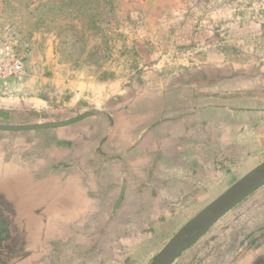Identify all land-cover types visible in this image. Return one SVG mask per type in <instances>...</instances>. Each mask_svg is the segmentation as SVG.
<instances>
[{
  "label": "rangeland",
  "instance_id": "1",
  "mask_svg": "<svg viewBox=\"0 0 264 264\" xmlns=\"http://www.w3.org/2000/svg\"><path fill=\"white\" fill-rule=\"evenodd\" d=\"M11 54L22 57L25 72L0 79V124L88 112L92 120L129 116V133L152 131L184 113L201 84L218 83L229 96L243 94L248 80L264 87V0H0V56ZM257 94L264 95V88ZM102 119L78 125L95 129V122L104 129L108 121ZM263 135L256 131L258 145L251 151L244 137H235L234 152L216 156L221 158L211 165L202 196L178 209L167 204L153 214L137 213L130 202L133 211L122 218V230L111 212L115 201L104 203L109 217L98 216V208L96 216L79 218L77 249L65 234L64 260L74 253L82 255L81 264H148L198 211L264 161ZM0 202L8 213L2 196ZM10 225L0 220V232ZM17 225L10 256L21 254L24 243L23 223ZM120 239L127 242L121 246ZM172 264H264V184Z\"/></svg>",
  "mask_w": 264,
  "mask_h": 264
},
{
  "label": "crops",
  "instance_id": "2",
  "mask_svg": "<svg viewBox=\"0 0 264 264\" xmlns=\"http://www.w3.org/2000/svg\"><path fill=\"white\" fill-rule=\"evenodd\" d=\"M242 88L243 94L229 96L218 83L201 84L184 113L152 131L129 133L124 124L129 116L120 114L94 117L96 123L108 121L104 129L95 122V129L82 128L79 122L94 120L89 113L54 128L0 130V196L10 208L1 214L14 232L21 221L24 232L21 256L0 264H81L82 255L74 253L66 262L60 246L65 234H71L75 251L78 219L96 216L98 208V216L109 217L104 203L116 202L111 212L122 230L127 225L122 218L133 211L130 202L137 213L153 214L167 204L178 209L202 196L211 165L221 158L216 156L231 155L235 137H244L248 151L256 149V131L264 130V95L257 94L264 87L248 80ZM259 138L264 141V135ZM122 240L121 246L127 242Z\"/></svg>",
  "mask_w": 264,
  "mask_h": 264
},
{
  "label": "water",
  "instance_id": "3",
  "mask_svg": "<svg viewBox=\"0 0 264 264\" xmlns=\"http://www.w3.org/2000/svg\"><path fill=\"white\" fill-rule=\"evenodd\" d=\"M87 115L88 112H79L73 117L60 121L24 125L0 124V129L31 130L54 128L68 125ZM262 184H264V161L244 174L198 211L171 236L148 264H172L184 250L202 236L216 221Z\"/></svg>",
  "mask_w": 264,
  "mask_h": 264
},
{
  "label": "trees",
  "instance_id": "4",
  "mask_svg": "<svg viewBox=\"0 0 264 264\" xmlns=\"http://www.w3.org/2000/svg\"><path fill=\"white\" fill-rule=\"evenodd\" d=\"M2 202H0V209L5 212V205L3 206V204H1ZM4 203V202H3ZM0 210V220H4L5 219V216H3L1 214V211ZM14 228H12V226L10 225L8 227V229L4 230L3 232H0V236H2L0 238V251H2V253H0V263H7V262H12L16 259H18L21 254H17V255H9L11 253V251L13 252V246L15 243V239H16V233L17 232H14L13 230ZM1 240H4L3 243H1ZM17 240V239H16ZM21 251V249H20Z\"/></svg>",
  "mask_w": 264,
  "mask_h": 264
},
{
  "label": "built area",
  "instance_id": "5",
  "mask_svg": "<svg viewBox=\"0 0 264 264\" xmlns=\"http://www.w3.org/2000/svg\"><path fill=\"white\" fill-rule=\"evenodd\" d=\"M25 72L22 57L11 54L8 58L0 56V79H11L18 77Z\"/></svg>",
  "mask_w": 264,
  "mask_h": 264
},
{
  "label": "flooded vegetation",
  "instance_id": "6",
  "mask_svg": "<svg viewBox=\"0 0 264 264\" xmlns=\"http://www.w3.org/2000/svg\"><path fill=\"white\" fill-rule=\"evenodd\" d=\"M1 210V209H0ZM2 211V210H1ZM7 219H8V217H6L5 216V221H7ZM4 221V220H3ZM8 221H9V219H8ZM4 242V240H1V243H3Z\"/></svg>",
  "mask_w": 264,
  "mask_h": 264
}]
</instances>
